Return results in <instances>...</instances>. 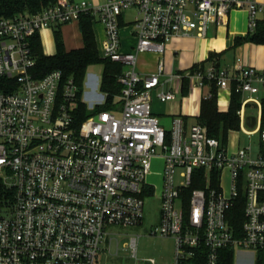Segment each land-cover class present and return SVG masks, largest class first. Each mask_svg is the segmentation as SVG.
I'll list each match as a JSON object with an SVG mask.
<instances>
[{
    "label": "built area",
    "instance_id": "1",
    "mask_svg": "<svg viewBox=\"0 0 264 264\" xmlns=\"http://www.w3.org/2000/svg\"><path fill=\"white\" fill-rule=\"evenodd\" d=\"M244 8L254 32L264 14L256 0H58L37 14L0 17V264H96L107 228L143 224L142 195L157 158L164 183L151 234L175 240L171 264H220L227 250L264 255V130H246L260 134L256 156L252 146L231 151L199 122L187 131L183 116L165 130L152 105L154 97L176 100V88L164 89L176 78L187 79L191 91L214 83L218 98L242 96L244 129L248 119L261 122L264 70L239 59L235 73L212 65L163 81L162 61L153 74L138 72L140 54L162 56L177 38L206 37L212 24ZM129 11L137 44L123 51L121 18ZM83 16L104 26L101 57L123 72L119 113L79 121V86L60 70L36 78L31 41ZM250 104L257 116H246ZM195 182L200 187L191 189ZM238 205L239 227L232 214ZM138 240L125 243L135 259Z\"/></svg>",
    "mask_w": 264,
    "mask_h": 264
},
{
    "label": "crops",
    "instance_id": "2",
    "mask_svg": "<svg viewBox=\"0 0 264 264\" xmlns=\"http://www.w3.org/2000/svg\"><path fill=\"white\" fill-rule=\"evenodd\" d=\"M73 1H88L91 3L101 4L106 0ZM256 2L264 6V0H256ZM263 15L264 14L260 15L259 19H262ZM121 22L123 36L122 49L123 51H131L137 44V38L134 34L132 19L128 21V12L123 14ZM57 29H60L62 33L64 45L67 51L84 47L80 22H73L40 32L39 37L42 50L45 55L51 56L57 52L55 41V31ZM93 30L100 54L99 49L104 48L105 46V29L102 24L93 23ZM249 32V14L247 9L233 10L223 24H212L208 29L206 37L202 38L197 35H192L177 38L168 44L165 53L162 56L156 53L140 54L138 59V72L143 76L153 74L156 72L160 62L162 61L165 69L162 77L163 81L170 79V77H183L186 72L196 66L197 68L200 67L202 69H207L212 65H215L217 68L227 69L231 73H235L236 65L238 64L237 61L239 59L243 65H252L259 70H264V45L255 43L236 45V39L246 37ZM231 53L233 54V57L232 59H228L227 57ZM211 55H214V57L210 59ZM98 85L101 89V81L99 84L97 79L94 87L95 90L98 88ZM175 88L177 90L176 100L162 103L154 97L152 104L153 111L159 118L164 129L166 126L171 129L173 119L177 116H183L185 128L189 131L192 125L199 122L201 101L202 99L210 97L211 88H195L191 91L189 89L187 79L183 78L178 80L176 78L167 83L164 89L169 91ZM93 97L95 98L93 99ZM222 98L223 95L218 98V108L220 112L225 113L229 110L230 102L227 100L228 102L222 104ZM82 101L85 102L87 106L89 103L91 105L97 104L96 106H98L102 101H106V94H98L97 92L93 93L91 91L84 94L83 89ZM260 123L258 124L257 122L255 126L257 125V127H260ZM248 126H252V123H248ZM233 136L235 138L234 142H232ZM228 141L231 151H235L239 148V134L235 135V131L232 132L231 138ZM146 188H153L155 194L154 186H148Z\"/></svg>",
    "mask_w": 264,
    "mask_h": 264
},
{
    "label": "trees",
    "instance_id": "3",
    "mask_svg": "<svg viewBox=\"0 0 264 264\" xmlns=\"http://www.w3.org/2000/svg\"><path fill=\"white\" fill-rule=\"evenodd\" d=\"M58 0H0V17L11 18L19 14H37L45 8L54 5ZM80 28L83 35L84 47L76 50L67 51L64 45L60 29L55 31V41L57 52L54 55L47 56L44 54L41 46L39 34H36L31 41V48L36 59L35 76L42 78L48 73L60 70L64 79L73 78L80 88L79 102V121L90 117L88 106L82 101L84 83L88 69L97 64L103 66V76L101 79V91L106 94V101L98 105L95 109L100 111H112L117 108L116 99L121 96L122 86L118 83L117 78L123 72V66L110 60L103 59L98 51L97 42L93 30V20L90 16H83L80 20ZM245 43H255L264 45V15L259 19L254 32L244 38H237L236 45ZM214 55H211L210 59ZM197 68L194 67L193 69ZM0 87L1 81H0ZM211 96L201 101V111L199 123L205 126L209 136L220 139L224 144L228 143L229 133L238 131L240 127L239 111L242 104V96L233 92L231 96L229 110L220 112L218 108V88L213 83L211 85ZM119 105H120V100ZM262 114L260 130H264V95L261 96ZM200 187L196 182L191 189ZM148 194H154L153 188H146L143 199ZM236 214V220L241 225L243 220L242 206L238 205L232 212ZM234 251L221 252L220 264H234ZM256 264H264V255L258 253Z\"/></svg>",
    "mask_w": 264,
    "mask_h": 264
},
{
    "label": "rangeland",
    "instance_id": "4",
    "mask_svg": "<svg viewBox=\"0 0 264 264\" xmlns=\"http://www.w3.org/2000/svg\"><path fill=\"white\" fill-rule=\"evenodd\" d=\"M134 15L133 11L128 12V21L132 19ZM100 48V54L102 50ZM233 54L228 55V59H232ZM103 76V66L101 64L93 65L88 69L85 83L84 94L87 92H97L103 94L98 85L95 90V83L98 79L100 81ZM95 95V94H94ZM95 97H93L94 99ZM156 98V97H155ZM157 99V98H156ZM119 98L116 99L117 108H119ZM97 104H88L89 115L93 116L98 113L95 109ZM113 109V111H118ZM258 114L257 107L254 104H250L246 109V116H256ZM256 126H246L238 128L239 132V147L246 148L252 146L254 156H256L261 150L260 134L258 132L248 134V132L254 131ZM166 130L170 128L165 127ZM232 142L235 141L233 136ZM162 152L159 150V155ZM163 169L164 160L162 158L154 159L152 162L151 173L147 176L146 182L155 187L156 194H148L145 199L144 206V220L140 226L133 227H118L112 226L107 228L106 235L101 243L99 256L96 264H153L151 260L155 261V264H171L175 260V240L173 238H165L161 236L152 235V231L158 226L160 220L161 200L158 195L163 189ZM177 208H180V204L177 202ZM132 236L139 237L137 243L136 259L132 258V251L125 246V243L130 242ZM258 254L255 251H236L234 264H256Z\"/></svg>",
    "mask_w": 264,
    "mask_h": 264
},
{
    "label": "water",
    "instance_id": "5",
    "mask_svg": "<svg viewBox=\"0 0 264 264\" xmlns=\"http://www.w3.org/2000/svg\"><path fill=\"white\" fill-rule=\"evenodd\" d=\"M248 123H249V119H248ZM255 124H256V119L252 118V126H255Z\"/></svg>",
    "mask_w": 264,
    "mask_h": 264
},
{
    "label": "bare ground",
    "instance_id": "6",
    "mask_svg": "<svg viewBox=\"0 0 264 264\" xmlns=\"http://www.w3.org/2000/svg\"><path fill=\"white\" fill-rule=\"evenodd\" d=\"M226 102H228V101H227V97H223V98H222V104H225Z\"/></svg>",
    "mask_w": 264,
    "mask_h": 264
}]
</instances>
